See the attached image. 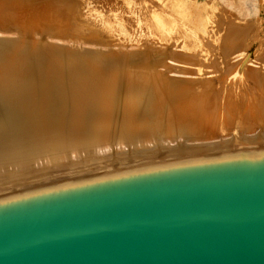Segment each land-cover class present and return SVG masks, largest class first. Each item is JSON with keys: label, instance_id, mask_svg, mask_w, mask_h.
I'll use <instances>...</instances> for the list:
<instances>
[{"label": "bare ground", "instance_id": "obj_1", "mask_svg": "<svg viewBox=\"0 0 264 264\" xmlns=\"http://www.w3.org/2000/svg\"><path fill=\"white\" fill-rule=\"evenodd\" d=\"M39 1L0 0V193L113 163L264 146L263 133L257 132V127L264 130V63L259 58L251 62L244 52L226 62L224 57L225 67L214 80L208 72L209 77L199 76L177 68L199 55L178 56L152 40L142 48L134 42L122 49L99 46L88 9L79 21L74 0ZM203 9L194 7L198 16ZM153 14L148 27L163 35L167 20ZM14 17L26 26L8 29ZM45 19L66 32L74 22L77 36L86 41L36 35L31 24ZM148 150L159 156L145 158ZM130 157H136L133 163Z\"/></svg>", "mask_w": 264, "mask_h": 264}, {"label": "water", "instance_id": "obj_2", "mask_svg": "<svg viewBox=\"0 0 264 264\" xmlns=\"http://www.w3.org/2000/svg\"><path fill=\"white\" fill-rule=\"evenodd\" d=\"M0 264H264V146L0 193Z\"/></svg>", "mask_w": 264, "mask_h": 264}, {"label": "rangeland", "instance_id": "obj_3", "mask_svg": "<svg viewBox=\"0 0 264 264\" xmlns=\"http://www.w3.org/2000/svg\"><path fill=\"white\" fill-rule=\"evenodd\" d=\"M37 1L40 2L39 0ZM151 1L74 0L73 4L75 5V8L80 12L79 16H75L77 20H82L81 13L85 12V10L87 11V9L88 11H90V13L93 14L91 17L94 23L93 27L97 29V32L94 34L96 35L94 40L99 46L103 45L108 47L111 44V46H113L114 48L118 47L117 49H122L125 44L131 46L134 42L135 45L139 44L137 48H142V45H147L148 43L153 44L154 42L157 43L160 41V44H165L164 48H166L167 46V51L170 50L169 52L172 51V53L174 54L180 53L181 55H184L186 53L188 57H190L191 54L192 57L193 55H199V60H194L195 63L193 60H191L192 58H185V61L179 58V60L183 61H180V64L178 63L179 65H177V68L179 67L180 70L185 71L192 69L194 70L193 72H196V74L199 76L202 74L208 75L210 73L212 74L210 76L213 77L214 80H216V77L219 76L218 74H220L225 67V65L222 64L224 57V62H226V60L228 59L227 57L233 55V53L235 52H244L247 56L250 55L251 57L249 56V61L252 60L251 62L259 63L260 61L262 64L264 63L262 62L264 60V0H232L231 4L233 3L234 5H232V7L226 6V1L228 0H172V2L170 1V3L164 5L160 4L158 0H153L152 2ZM84 2L86 3V5L84 4ZM176 2H183L184 4L182 3V6H177ZM196 5L204 6L203 14L201 16H198L196 14L197 12L194 10V7ZM85 7L86 9H84ZM82 9H84V11ZM190 9L194 10L195 13L191 12ZM152 10L154 12L153 15H155V18L167 20L168 30H166L163 35L160 34L161 32H155L154 30H151L150 27H148L149 24L147 19L148 17H152V15H150V11ZM222 16L223 18H221ZM228 18H230L231 20ZM45 21L46 22L42 24H31V29L32 31L34 29L36 30L34 32L36 33V35L39 34L38 36H40V34H42L41 36L44 35L46 37H50V35L51 37L59 35H69L68 37L66 36L68 38V41L73 42L77 39V37H79L77 39L79 41H86L84 37L77 36V28L72 21H70V26H68L71 29V32H66L64 29H60L59 26L55 24L53 25V23H50L46 19ZM20 24L21 20L14 17L10 22L7 23L6 27L10 29V27L13 28L26 26ZM47 27L50 28L47 29ZM72 31L74 32L72 33ZM37 32L39 33L37 34ZM230 35L231 37H229ZM236 38H238V40H236ZM119 39H121V42L123 44ZM207 39L209 42L206 41ZM151 40L154 42L151 43ZM232 40H234L235 43L234 41L231 43ZM119 44H122V46ZM176 46L178 49L176 48ZM239 47H241L242 49ZM179 48L182 51L179 50ZM237 48L238 50L241 49V51L236 50ZM220 51H222V53ZM213 53H215L216 55H214ZM180 54L178 56H180ZM258 58L259 60L256 62ZM200 63H202L203 65ZM211 63H213L214 65ZM213 69L215 73L217 72V76H215V73L212 72ZM192 70L188 72H192ZM205 72H208V74ZM251 87H254V89H256V85L254 86L253 83L251 84ZM258 128L260 127H257V132H262L264 136V130L262 129V127L261 129ZM256 135H258V133ZM148 151L150 152L144 155L145 158L155 159L156 156H159L158 152H154L153 150ZM135 159L136 157H130L129 160L132 161L129 162L133 163ZM110 160L112 159H108V162H110ZM114 164L116 163H113V166L122 165V163L119 165ZM110 165L111 164H109V166ZM123 165H127V163ZM62 166L64 167V165ZM83 169H85V167H83Z\"/></svg>", "mask_w": 264, "mask_h": 264}]
</instances>
